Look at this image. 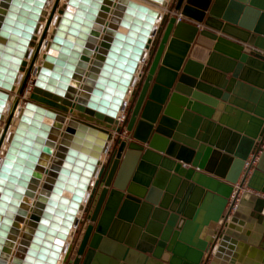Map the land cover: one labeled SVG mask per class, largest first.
<instances>
[{
    "label": "water",
    "instance_id": "1",
    "mask_svg": "<svg viewBox=\"0 0 264 264\" xmlns=\"http://www.w3.org/2000/svg\"><path fill=\"white\" fill-rule=\"evenodd\" d=\"M44 2L0 1L2 88H12L36 27L29 4ZM58 2L22 64L20 93ZM66 4L42 57L51 66L38 69L0 163V264L14 247V264H56L60 253L61 264H207L215 254L231 256L245 215L264 222V200L246 191L233 212L227 207L237 183L238 191L264 195V0H169L164 15L131 0ZM139 61L145 69L135 78ZM10 97L0 92V111ZM16 110L14 102L0 147ZM119 110H127L128 137L114 140ZM101 153L108 158L100 165ZM70 228L75 241L54 243Z\"/></svg>",
    "mask_w": 264,
    "mask_h": 264
},
{
    "label": "bare ground",
    "instance_id": "2",
    "mask_svg": "<svg viewBox=\"0 0 264 264\" xmlns=\"http://www.w3.org/2000/svg\"><path fill=\"white\" fill-rule=\"evenodd\" d=\"M1 1V0H0ZM68 0H59L58 2V8L57 10L54 12V15L50 21V24L48 25V29L46 31V34H50L51 36L53 35L56 27L58 26L59 24V20L61 18V14H58L59 11H63L64 8L66 7V3H67ZM137 4H141L142 6L144 7H147L153 11H157L159 14L163 15L166 10V6L169 4V0H163L162 2L160 1H155V0H131ZM55 0H45V2L42 4H40V6L36 5V6H33V3L32 4H29L30 7H36L37 9V15H38V19L36 20V27L35 29L33 30V32L31 33V38L29 40H24L26 42V52L24 55H22L21 57V64L19 65L18 69L16 68L15 70H17V73H16V76L15 78H13V80L10 82L12 88H2L0 86V92L2 93H6L7 95H9L10 98H7V100L5 101L4 103V107L3 109H1L0 113H1V117L2 119L0 120V139H1V132H2V126H3V123L4 121L9 117L10 115V112H11V107L13 106L14 102H17V101H14V96L12 94H16L17 90L19 89L20 87V83L22 81V78L24 77V74L26 73L25 70L27 69V67H23L22 64L25 62L27 63V65L29 64L32 56H33V53L35 51V48H36V45L38 44L39 42V39L41 37V34L44 30V28L46 27V22H47V19L51 13V10H52V6L54 4ZM48 3V4H47ZM74 8V9H73ZM76 9L75 6L71 7V8H67L68 11L70 12H74ZM115 10H111V12L109 13V15L107 16L106 18V23L105 25L102 27V32L100 30V33L97 35V37L95 38V43H96V46H98L104 39V33H103V29H106L107 27V24L110 23V20H111V16L113 15ZM30 12V11H29ZM1 14V13H0ZM2 15V14H1ZM4 17V16H2ZM82 24V23H81ZM79 24V26L81 25ZM64 25V24H62ZM83 26V24H82ZM64 27V26H63ZM153 27H156L157 28V24H154ZM99 30V29H98ZM79 31V29H78ZM8 34L10 33H7L6 35L8 36ZM87 37V36H85ZM51 42V37H47V39L45 41H43V43L41 44V47H40V50H39V53H38V57L36 58L35 60V63H34V68H33V75H34V78H33V82H35L36 80V76L38 74V69H40V67H47L50 68L51 64H45L44 61H43V55L47 54L48 52V48H47V45ZM47 43V45H46ZM24 45V46H25ZM56 51H58L57 48H54ZM30 52V53H29ZM27 54H30L29 57H27ZM93 61V56L90 57V62L88 65V67L91 65L90 63ZM142 66V63L141 61L138 62L137 66H136V70L134 72V77L137 78V75L138 73L140 72V68ZM40 81H42L44 84L41 85L42 89L44 90H48L46 89L47 87L46 86H49V83H47L46 81V78H43V79H40ZM73 83V82H72ZM55 87V86H54ZM33 89V86L30 88V90ZM81 89L79 87L75 88V93L76 95L79 93ZM131 92V87L128 89V92H127V95L125 96L124 100L127 101V98H128V95L130 94ZM30 94L29 92L26 93V95ZM27 102H30L29 100ZM23 103V105L21 104H18L17 102V110L14 112V115L12 117V120L9 124V127L7 129V132L5 134V136L2 138V143H1V147H0V163H1V160L3 159L4 157V154L8 148V145H9V141L11 139V136L13 135L16 127H17V124L20 120V116L22 114V110L24 109L25 107V104L27 103ZM33 103V105H38L37 103L35 102H31ZM34 112V111H33ZM33 112H29L31 115L33 114ZM105 115V113H103ZM0 117V118H1ZM124 112L122 111H117L116 113V116L114 117V121L115 122H118V127L120 128L122 126V123L124 122ZM122 119V121H121ZM50 120V121H49ZM49 120H47V118H44L43 119V123L45 124H49L51 125L52 124V118H50ZM28 122V120H27ZM28 125V123H27ZM62 128L59 129V132L58 134H60V136L64 133L65 129L63 126H61ZM24 133V132H23ZM116 136V134H113V138ZM124 136V135H123ZM58 144L59 142L56 143V146L55 148L53 149V152L52 154H48L47 158L49 160V165H50V162L51 160L55 157V153L57 151V148H58ZM110 145V144H109ZM42 146V145H41ZM106 155L107 154H103L101 153L98 157L99 159V162H100V165L101 163H104L105 162V158H106ZM48 170V167L46 169V171ZM43 182V179L41 180ZM92 182H93V179H92ZM42 183L40 182L39 185H41ZM34 200L30 201V206H29V209L31 210V208L34 207ZM84 202L82 201L80 203V208H82L84 206ZM82 212V211H81ZM80 212V213H81ZM84 214V213H82ZM30 215V212H28V215L27 217L25 218V221L28 222L29 221V216ZM79 216V214H78ZM83 216V215H82ZM24 229V228H23ZM23 229L20 231V233L23 232ZM72 233H74V238H72ZM20 235V234H19ZM72 239L75 241V231L73 228H70L69 231H68V235L66 237V239H57L55 238L54 239V243L58 244V245H61V246H64L65 244H69L71 243ZM3 241V240H1ZM73 241V242H74ZM1 243V242H0ZM4 246V244L2 245ZM1 250L0 249V253H1ZM16 248L14 247L13 249H11L10 251H8L7 253V259L5 261V264H14L13 262L15 261L16 258H18V256L20 255L18 252H16ZM64 257V253H60L59 255V259L58 261L56 262V264H61L62 263V259Z\"/></svg>",
    "mask_w": 264,
    "mask_h": 264
},
{
    "label": "crops",
    "instance_id": "3",
    "mask_svg": "<svg viewBox=\"0 0 264 264\" xmlns=\"http://www.w3.org/2000/svg\"><path fill=\"white\" fill-rule=\"evenodd\" d=\"M246 198L247 201L253 200L252 197ZM241 204V209L247 208L246 202L242 201ZM200 216L202 217L203 213ZM245 216L250 220H243L244 224L239 226L237 244L235 249L231 251L232 255L215 254L209 259L207 264H264V222L259 223L257 220L251 219L247 215Z\"/></svg>",
    "mask_w": 264,
    "mask_h": 264
},
{
    "label": "rangeland",
    "instance_id": "4",
    "mask_svg": "<svg viewBox=\"0 0 264 264\" xmlns=\"http://www.w3.org/2000/svg\"><path fill=\"white\" fill-rule=\"evenodd\" d=\"M57 8H58V7H57ZM49 36H50V34H49V35L46 34L44 40H46L47 37H49ZM144 69H145V63L142 64V66H141V68H140V70H139L140 73L143 72ZM26 71H27V69L25 70V72H26ZM25 78H26V73L24 74V77L22 78V81H21V83H20V87H19V89L17 90L16 94H15V93L12 94V95L14 96V101H17L18 104H21V105H23V103L27 102L28 100L30 101V95L32 94V90H30V88L33 86L32 82H33L34 75H33V73H31L30 75H28V77H27V79H26V82H25V84H24V87H23L22 93H20V89H21L22 83H23V81H24ZM132 91H135V88L132 89ZM28 92H29L30 94L26 95V93H28ZM18 104H17V105H18ZM126 113H127V110L124 112V115H125V116H126ZM121 121H122V119H121ZM123 123H124V122H123ZM123 123H122V133L119 134V135H116V136L114 137V140L117 139L118 137H120V139H126V138L128 137V133H126V132L124 131V129H123ZM4 124H5V121H4V123H3L2 128L4 127ZM123 135H124V136H123ZM113 145H114V142H113ZM107 158H108V155H106L105 161H106ZM76 235H77V234L75 233V238H76ZM73 238H74V237H73Z\"/></svg>",
    "mask_w": 264,
    "mask_h": 264
},
{
    "label": "built area",
    "instance_id": "5",
    "mask_svg": "<svg viewBox=\"0 0 264 264\" xmlns=\"http://www.w3.org/2000/svg\"><path fill=\"white\" fill-rule=\"evenodd\" d=\"M250 159H251V156L249 157V159H248V161L246 163V167L248 166V162L250 161ZM253 164H255V161L253 162ZM243 175H244V172L241 174L240 179L243 177ZM244 191H246V192H248V193H250V194H252L254 196L260 197L261 199L264 200V195L258 194V193L254 192L252 190H249V189H247L245 187L238 191V183H237L236 186H235L234 191L232 192V194H231V196H230V198L228 200V205H227V207L232 208V212L237 207L238 202L240 200V197H241L242 193H244ZM262 215H264V209H263Z\"/></svg>",
    "mask_w": 264,
    "mask_h": 264
},
{
    "label": "snow or ice",
    "instance_id": "6",
    "mask_svg": "<svg viewBox=\"0 0 264 264\" xmlns=\"http://www.w3.org/2000/svg\"><path fill=\"white\" fill-rule=\"evenodd\" d=\"M4 182H6V181H4ZM0 190H2V189H0Z\"/></svg>",
    "mask_w": 264,
    "mask_h": 264
}]
</instances>
